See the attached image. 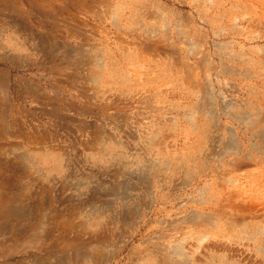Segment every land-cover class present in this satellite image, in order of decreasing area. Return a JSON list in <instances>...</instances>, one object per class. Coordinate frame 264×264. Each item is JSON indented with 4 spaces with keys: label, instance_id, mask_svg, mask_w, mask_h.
Segmentation results:
<instances>
[{
    "label": "rangeland",
    "instance_id": "374dc122",
    "mask_svg": "<svg viewBox=\"0 0 264 264\" xmlns=\"http://www.w3.org/2000/svg\"><path fill=\"white\" fill-rule=\"evenodd\" d=\"M0 264H264V0H0Z\"/></svg>",
    "mask_w": 264,
    "mask_h": 264
}]
</instances>
